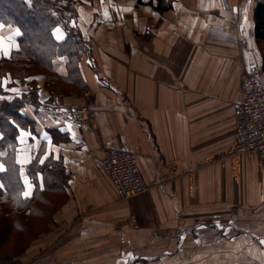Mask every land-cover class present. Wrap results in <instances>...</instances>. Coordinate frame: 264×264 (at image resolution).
Segmentation results:
<instances>
[{"label":"crops","instance_id":"1","mask_svg":"<svg viewBox=\"0 0 264 264\" xmlns=\"http://www.w3.org/2000/svg\"><path fill=\"white\" fill-rule=\"evenodd\" d=\"M73 2L51 34L61 42L71 26L80 33L84 97L50 88L74 73L63 57L36 74L0 78V103L18 100L25 121L15 149L21 177L0 179V209L5 186L21 190L16 204L43 187L25 168L48 159L67 176L51 186L65 192L54 222L96 250L80 248L70 264H264V174L256 155L233 153L240 76L262 63L254 0H172L161 12L155 0ZM19 36L0 22V59L19 48ZM85 98L91 126L65 114ZM105 147L135 152L148 189L120 198L100 165Z\"/></svg>","mask_w":264,"mask_h":264},{"label":"trees","instance_id":"2","mask_svg":"<svg viewBox=\"0 0 264 264\" xmlns=\"http://www.w3.org/2000/svg\"><path fill=\"white\" fill-rule=\"evenodd\" d=\"M66 1L70 5L76 3L73 0H0V22L18 27L21 30V36L18 38L19 48L14 50L9 58L0 59V78L3 75L24 77L36 74L40 71L37 68L46 70L53 58L63 57L67 67L69 66L74 70V73L66 76L68 84L86 87L80 71H78L80 54L85 50V47L77 28L66 27L68 35L61 42L55 41L51 34L56 22L66 23L64 20L66 13L62 10ZM171 5L172 0H155V8L160 12L171 7ZM252 21L253 40L261 52L264 67V52L259 48V43H264V0H254ZM19 107L20 103L15 98L5 99L0 103V150L5 149L6 151V154L0 157L6 167L0 172L2 183L21 177V166L16 160L15 149L18 128L25 121L20 119V115L17 116ZM63 172L64 170L58 162L47 159L39 163L36 158H33L27 164L25 173L35 183L38 181L34 173H39L43 187L36 185L32 195L25 199L24 204H16L18 200L15 196H18L21 190L5 186L3 188L4 193L10 196L5 205L26 216L43 212L37 202L40 201L45 205L51 203L49 197L44 196L45 192H50L53 190L51 186L59 184L63 178ZM56 190L59 191V189Z\"/></svg>","mask_w":264,"mask_h":264},{"label":"built area","instance_id":"3","mask_svg":"<svg viewBox=\"0 0 264 264\" xmlns=\"http://www.w3.org/2000/svg\"><path fill=\"white\" fill-rule=\"evenodd\" d=\"M261 69L247 70L240 76V96L233 104L236 125L233 153L256 155L264 174V71ZM65 114L83 126L93 123L90 104H71ZM100 165L120 198L135 196L149 187L141 177L137 155L132 150L105 147Z\"/></svg>","mask_w":264,"mask_h":264},{"label":"rangeland","instance_id":"4","mask_svg":"<svg viewBox=\"0 0 264 264\" xmlns=\"http://www.w3.org/2000/svg\"><path fill=\"white\" fill-rule=\"evenodd\" d=\"M259 48L264 52L263 42L259 43ZM253 63L256 65H252L247 70L262 68L261 70L264 71L262 63L258 65L255 60ZM37 70L41 71L42 69L37 68ZM50 88L59 90L64 95L74 93L78 97H84L88 85L82 88L79 85L55 81ZM90 99L85 98L76 104H92ZM90 117L93 118V116ZM62 175L63 178L67 177L64 172ZM44 196L49 197L50 201L52 198V201L47 205L40 201L37 202L43 212L35 215L19 214L7 205L0 209V255L4 256L0 262L16 260L19 262L18 264H70L66 260L67 256H76V251L80 253L82 248H86V252L90 255L96 253L94 252L96 250L88 249L94 244L86 242L85 245H80L81 242L75 240V234L73 235L71 231L63 232L59 223L54 222V212L62 205L65 192H45ZM55 225L56 229L53 228ZM45 240H47V244L44 243Z\"/></svg>","mask_w":264,"mask_h":264},{"label":"snow or ice","instance_id":"5","mask_svg":"<svg viewBox=\"0 0 264 264\" xmlns=\"http://www.w3.org/2000/svg\"><path fill=\"white\" fill-rule=\"evenodd\" d=\"M18 34V33H17Z\"/></svg>","mask_w":264,"mask_h":264}]
</instances>
